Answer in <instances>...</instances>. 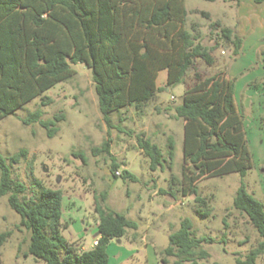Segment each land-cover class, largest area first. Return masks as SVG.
<instances>
[{"label":"trees","instance_id":"1","mask_svg":"<svg viewBox=\"0 0 264 264\" xmlns=\"http://www.w3.org/2000/svg\"><path fill=\"white\" fill-rule=\"evenodd\" d=\"M214 2L215 0H203ZM255 6L264 0H251ZM187 12L184 0H0V121L23 105L40 97L58 83L70 80V65L82 64L91 74L98 111L108 129L112 114L133 107L141 111L157 93L183 84L196 59L213 64L208 50L184 29ZM222 37L233 44V56L241 49V39L228 29ZM166 71L165 88L156 87L158 73ZM235 78L224 74L202 78L194 74L192 86L185 89L180 105L173 108L175 118L184 121L180 181L183 196H192L195 213L207 218L206 200L199 196L196 183L206 178L237 174L241 179L232 207L244 215L260 241L234 264H257L264 255V204L246 189L242 179L252 167V156L245 137L243 116L234 101ZM41 100V106L48 102ZM42 112L29 114L23 124L38 123L51 139L63 114L50 121ZM138 149L149 161L152 172L165 169L175 156V141L166 139L165 156L161 149L136 135ZM96 153L111 159V175L120 168L110 155V142L104 141ZM20 150L9 158L0 154V197L18 215L19 225L29 233L27 255L43 264H108L107 247L111 240L136 231L138 225L114 211L103 209L95 198L98 216L97 244L88 251H77L61 236L62 192L43 188L25 199L26 187L11 176V166L25 159ZM83 161V156L76 154ZM120 177L137 183L126 169ZM172 187L169 194L172 195ZM167 193V192H166ZM104 199V196H102ZM189 219L168 236L161 251V264H197L208 258L203 249L208 238H195ZM10 232H0V249Z\"/></svg>","mask_w":264,"mask_h":264},{"label":"rangeland","instance_id":"2","mask_svg":"<svg viewBox=\"0 0 264 264\" xmlns=\"http://www.w3.org/2000/svg\"><path fill=\"white\" fill-rule=\"evenodd\" d=\"M184 8V29L208 50L213 64L208 66L196 59L183 84L157 93L141 111L128 107L112 114L108 129L98 111L90 71L76 64L70 65L74 71L70 80L56 84L0 121V154L9 158L20 150L27 152L25 159L11 166L12 179L26 187L25 199L38 195L36 183L62 192L61 223L66 228L62 227L61 236L70 246L80 252L92 248L98 224L95 198L103 209L138 225L136 231L127 230L124 237L109 242L108 264H161L168 236L179 229L183 219L192 222L195 238L211 240L202 246L208 258L197 264H234L260 241L248 219L232 207L241 181L237 174L196 183L199 196L206 200L207 218L195 213L192 196H183L179 191L181 122L175 119L173 108L180 105L185 89L192 86L195 73L202 78L219 73L228 76L232 68L237 78L236 105L244 119L252 156V167L242 182L264 204V4L255 6L251 0H184ZM222 29L241 39L237 57L233 56L232 42L222 37ZM165 86L166 71H161L156 87ZM44 98L50 102L43 100L48 104L41 106ZM36 110L42 112V121L63 114L53 138H47L38 123L23 124ZM141 133L159 146L164 156L166 139L173 137L175 157L171 163H164L163 171H150L148 159L137 147L136 135ZM106 140L110 142L111 157L120 166L117 172L125 168L138 178L137 183L111 175V159L95 152ZM171 178L178 182L171 184ZM0 232H10L0 249V264H43L27 255L29 233L20 227L7 197H0ZM167 261L171 264L174 259ZM256 263L264 264V255Z\"/></svg>","mask_w":264,"mask_h":264},{"label":"crops","instance_id":"3","mask_svg":"<svg viewBox=\"0 0 264 264\" xmlns=\"http://www.w3.org/2000/svg\"><path fill=\"white\" fill-rule=\"evenodd\" d=\"M231 70H232V68H230V72L228 73V76L227 75H225V77L227 78V79H234V78H236V77H233L234 75H232V73H231ZM230 75V76H229ZM158 77V76H157ZM166 77H167V74H166ZM236 81H237V78L235 79V91H234V101H235V104H236V100H235V98H236ZM244 81H246V82H249L250 80H249V78H244ZM236 107H237V105H236ZM238 109V108H237ZM239 111V110H238ZM174 116H175V113H174ZM177 121H180L181 122V134H180V139L178 140V141H180V143H181V155H182V143H183V127H184V121L183 120H181V119H177V118H175ZM151 142V141H150ZM152 143V142H151ZM153 144H155V143H153ZM156 145V144H155ZM159 147V146H158ZM175 153H176V145H175ZM175 157V156H174ZM125 169V168H124Z\"/></svg>","mask_w":264,"mask_h":264},{"label":"built area","instance_id":"4","mask_svg":"<svg viewBox=\"0 0 264 264\" xmlns=\"http://www.w3.org/2000/svg\"><path fill=\"white\" fill-rule=\"evenodd\" d=\"M115 175L119 177L120 176V173L119 172H116ZM96 244H97V240H94L93 243H92V247L93 246H96Z\"/></svg>","mask_w":264,"mask_h":264},{"label":"water","instance_id":"5","mask_svg":"<svg viewBox=\"0 0 264 264\" xmlns=\"http://www.w3.org/2000/svg\"><path fill=\"white\" fill-rule=\"evenodd\" d=\"M97 236H98V234H97Z\"/></svg>","mask_w":264,"mask_h":264}]
</instances>
